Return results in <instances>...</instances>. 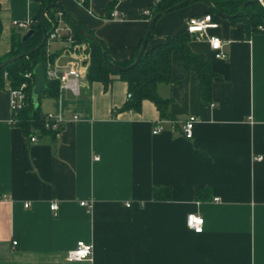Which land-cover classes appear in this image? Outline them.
<instances>
[{"label": "crops", "instance_id": "0c3cea01", "mask_svg": "<svg viewBox=\"0 0 264 264\" xmlns=\"http://www.w3.org/2000/svg\"><path fill=\"white\" fill-rule=\"evenodd\" d=\"M60 4L105 43L113 60L124 61L148 28L141 13L153 0ZM39 9L36 0H0V57L15 34L26 32L12 22L33 20ZM208 10V3L195 1L162 14L147 48ZM57 27L71 30L61 15ZM206 34L220 38L226 55L216 58L207 36L193 35L189 43L215 73L211 100L201 99L196 73L173 55L175 82L157 86L161 97L172 98V118L161 119L147 99L138 112L120 110L127 83L117 76L108 87L90 82L85 64L77 94L42 95L41 112H61L64 124L32 142L12 122L6 79L0 88V264H264V33L244 37L240 22L223 17ZM78 43L86 51L87 43ZM53 44L48 52L56 54L47 62L64 66L75 59L66 40ZM189 115L197 121L188 139L181 130ZM157 123L163 130L153 133ZM195 187L206 188L210 198L194 199ZM191 212L204 218L200 233L186 225ZM78 240L93 245L90 259H67Z\"/></svg>", "mask_w": 264, "mask_h": 264}, {"label": "trees", "instance_id": "16d2710c", "mask_svg": "<svg viewBox=\"0 0 264 264\" xmlns=\"http://www.w3.org/2000/svg\"><path fill=\"white\" fill-rule=\"evenodd\" d=\"M40 4V9L33 19L30 29L33 33L28 39L22 41V35L15 34L12 39L10 51L0 57V64L19 54L26 53L15 61L10 62L0 69V88H3L6 79L11 88H17L23 82H27L26 97L21 109L13 114L16 126H18L26 136L35 134L37 138L45 134L54 135L59 129H50L45 125V113L40 110V99L42 95L57 96L59 90V81L56 79H47L45 77V88L42 89L39 96L38 106L35 105L32 97V86L34 84L33 69L36 65H41L44 69L47 61L53 60L56 53H49L47 44L50 33L57 27L58 17L61 15L70 25L71 32L76 42H86V51L89 55L86 77L88 81H99L104 87L114 80L117 76L120 80L127 83L129 96L120 108V110L140 111L142 101L150 100L159 111L161 119L172 118L170 105L172 98L161 97L157 92V86L160 83H173L175 78L171 72L172 56L184 64L187 69H192L199 80V91L201 99L205 102L211 100L212 80L215 73L210 61L202 54L194 52L190 47V41L194 39L186 29L181 30L175 36H167L163 42L147 48L148 43L153 39L154 24L149 27L151 19L159 12L167 8L170 11L178 9L184 5L195 1L204 0H157L151 7L149 15L141 13L142 18L148 21V28L143 35L135 54L128 60L115 61L107 50L103 41L98 39L94 33L86 29L82 23L78 22L84 31L83 34L74 24L72 19L60 4V0H36ZM78 1V0H77ZM209 5L210 13L214 20L218 21L225 17L231 22H240L243 27L244 37L252 33L263 32L258 28L264 27V0L263 4L258 0H206ZM178 3H182L177 6ZM245 3H248L243 7ZM81 4L88 7L89 0H83ZM162 15V14H161ZM160 15V16H161ZM158 16L157 19L160 17ZM146 47L137 64L125 70L112 68L110 62L117 67L125 68L131 65L137 58L140 47L146 37ZM44 36L46 40L42 43ZM6 74V77L4 76ZM29 76H26V75ZM167 190V189H165ZM194 199L208 200L210 196L203 187H195L193 190Z\"/></svg>", "mask_w": 264, "mask_h": 264}, {"label": "built area", "instance_id": "2783aa9c", "mask_svg": "<svg viewBox=\"0 0 264 264\" xmlns=\"http://www.w3.org/2000/svg\"><path fill=\"white\" fill-rule=\"evenodd\" d=\"M83 0H78L81 3ZM157 0H153V4ZM260 3L263 4V0H258ZM150 8L144 9L142 14L149 15ZM113 17H116V13H112ZM33 20H24V21H13L12 24L14 27L27 31L30 29ZM219 22L214 20L210 13H204L201 15H197L192 17L186 24V30L194 35L197 39L207 36L210 47L214 52V56L216 58H224L226 55L221 50V40L218 36L211 35L208 36L206 31L211 28L218 27ZM258 28L260 31H264V27L259 25ZM50 40H66L69 45L73 46L76 52L74 55V60L70 62L68 65L64 66H57L52 64L51 62L46 63L45 77L47 79H56L59 81V89L60 90H69L73 94H77L79 90V80L84 77L85 75V64L88 65L89 63V55L88 53L83 50L84 46L82 43H78L74 40L72 36L71 30L67 33L60 30L56 27L49 35L48 41ZM84 67V68H83ZM6 77V74L4 75ZM26 76H29L28 74ZM28 84L27 82L21 83V85L17 88L9 87V95H10V107L12 113L14 114L16 111L22 108L24 104V100L26 97V88ZM129 96V94H128ZM45 125L47 128L50 129H59L64 124V118L61 112L52 113L48 112L45 113ZM197 118L195 115H189L186 121L182 125V134L186 138H192L193 135V128L194 124L196 123ZM12 122H15V117L12 116ZM163 130V126L161 123H157L153 128V133H158ZM29 140L32 142L37 141V136L35 134H31ZM257 160H261L262 157H257ZM82 206L89 207L86 202L80 203ZM25 207L29 206V203L24 204ZM50 209L52 211H56L57 204L53 203L50 205ZM204 218L198 213H188L186 217V225L189 229L193 230L196 233H200L203 230ZM12 244H17L16 240L12 241ZM92 248L93 245L91 243L85 242L83 240H78L74 246V248L70 249L66 257L68 260L71 261H82L86 259H90L92 257Z\"/></svg>", "mask_w": 264, "mask_h": 264}, {"label": "water", "instance_id": "95a60500", "mask_svg": "<svg viewBox=\"0 0 264 264\" xmlns=\"http://www.w3.org/2000/svg\"><path fill=\"white\" fill-rule=\"evenodd\" d=\"M204 1H206V0H204ZM181 4L182 3H178L177 6H180ZM247 4L248 3H245L243 5V7L246 6ZM171 9H172L171 7L165 9L164 13L169 12ZM161 14H163V12L157 13L151 19L149 27L153 26V24L155 23L157 17L160 16ZM74 24L79 29L80 32H82L83 34H86L88 36V34L84 31V29L81 27V25L77 21H74ZM32 33H33V29H28L22 35V37H21L22 41H25L26 39H28ZM148 33H149V30L147 31L146 37H145V39H144V41H143V43H142V45L140 47V50H139L137 58L134 60V62L131 65H129L128 67H125V68H121V67H117L116 65H114V64H112L110 62V65L112 66V68L117 69V70H125L127 68H131V67L135 66L137 64V62L139 61L141 55L143 54L144 50H145ZM45 40H46V36H44L42 43ZM25 54L26 53L19 54V55L13 56V57L3 61L0 64V69L3 68L4 66H6L7 64H9L10 62L17 60L18 58H20L21 56H23ZM33 74H34L35 79H34V84L32 86L31 92H32V97H33L34 103H35L36 106H38L40 93H41L42 89L45 88V71H44V68L41 65H39V64L36 65L35 68L33 69Z\"/></svg>", "mask_w": 264, "mask_h": 264}, {"label": "rangeland", "instance_id": "374dc122", "mask_svg": "<svg viewBox=\"0 0 264 264\" xmlns=\"http://www.w3.org/2000/svg\"><path fill=\"white\" fill-rule=\"evenodd\" d=\"M54 41H56V40H50V41L48 42V45H51V46L53 47V46H54V44H53Z\"/></svg>", "mask_w": 264, "mask_h": 264}]
</instances>
